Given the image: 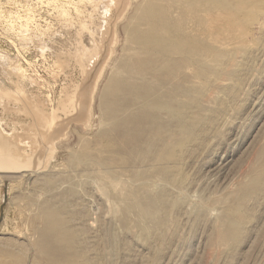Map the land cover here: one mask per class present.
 Returning a JSON list of instances; mask_svg holds the SVG:
<instances>
[{
	"label": "rangeland",
	"instance_id": "1",
	"mask_svg": "<svg viewBox=\"0 0 264 264\" xmlns=\"http://www.w3.org/2000/svg\"><path fill=\"white\" fill-rule=\"evenodd\" d=\"M144 4V0H130L122 17L114 21L111 54L96 83L88 124H68L55 139L42 172L5 177L0 172V264H64L67 260L75 264H264V0L246 6L252 16L243 23L246 35L240 19L234 29L230 27L233 35L236 32L231 40L222 34V18L220 25H214L213 32L219 33L206 43L225 54L212 62L205 53L214 76H190L187 81L186 88L192 92V85L208 79L201 94H188L193 95L184 112L189 117L156 115L155 121H168L171 128L156 140V150L165 152L160 166L172 164L171 149L178 156L171 179L134 153L128 163H116L119 157L114 155L112 171L104 168L106 153L100 143L102 138L118 143L127 136L124 128L104 119L100 96L109 89L121 59L136 47L124 26ZM92 5L89 0H0V127L4 131L20 130L31 119L19 111L18 101L6 97L7 92L21 90L50 117L68 115L62 107L83 77L75 53L85 47V37L100 29L96 23L103 9ZM110 11L114 18L116 10ZM85 23L93 24V29L83 30ZM199 24L205 29L204 23ZM191 69L185 62L182 71L190 75ZM207 118L210 122H204ZM134 120L133 140L123 141L127 150L157 135L144 128L147 118ZM200 120L208 122L202 125L203 133L179 145V139L195 134ZM183 121L182 135L175 138L174 127ZM116 150L126 155L118 146ZM45 175L53 181H43ZM163 192L166 197L158 204ZM131 193L141 199V211L130 204ZM163 199H168L167 215L160 208L164 209ZM143 210L162 222L158 230L150 227L147 238L134 220ZM122 211L128 216L122 218ZM55 221L64 225L58 231L48 229ZM236 222L239 236L231 243L222 236ZM56 235L62 237L53 242Z\"/></svg>",
	"mask_w": 264,
	"mask_h": 264
},
{
	"label": "bare ground",
	"instance_id": "2",
	"mask_svg": "<svg viewBox=\"0 0 264 264\" xmlns=\"http://www.w3.org/2000/svg\"><path fill=\"white\" fill-rule=\"evenodd\" d=\"M89 1L93 3L92 6L98 7L99 9L102 8L103 13L98 23H96V27L100 29L97 33H92L89 37H85L86 45L83 43L84 41H82V45L84 44L85 47L81 49L80 52L75 53L83 77L80 81L81 83L78 82L79 85L76 83L77 87H75L77 89L74 94L67 99L64 103V107H62V110L64 108L68 111V115L66 116L65 113V115L60 118L57 116L58 114H55L50 117L44 113L45 109L43 110L41 107L35 106L34 101L21 90L11 91L9 93L4 92L8 99L18 101L20 103L19 111L24 112L27 116L31 117V119L27 123H22L20 130L14 128L11 132H6L0 127V172L2 177L10 173L42 172L47 167L49 159L52 156V145L55 139L63 135L68 124L71 121H80L86 126L90 120L92 96L96 83L111 54V47L114 42V21L122 17L130 0ZM144 1L145 4L138 7L132 17L133 20L131 23L124 26L127 37L133 44H136V47L133 46L134 48H131L130 54L124 57V59H121L119 68L109 80V89L100 96L99 106L104 119L108 120L109 124H113L118 129L124 128V130H126L127 136L125 137H127V140H130L133 134L134 128L132 124L135 121L134 118L136 120L139 118H147L148 122H145L144 128L156 131L157 135H154L153 139L145 141L141 146H137V144L131 145L129 150L125 149L126 145L125 142H123L125 137L122 140H118V143L108 138H102L100 143L106 155L104 157L105 160L103 158L99 161L104 160V168L112 171L110 165L115 159L114 155L119 157L116 163H128L127 161L131 160L132 153H134L137 156H141V161L153 162L154 168H160V173L166 179H171L177 170L178 156L176 157V150L171 149L168 153H171L169 155L172 157H170L172 159V164L160 166L164 161V155L162 154L164 149L161 148L159 151L156 150V140L159 138L161 139V137H163L161 134L164 135L165 131L169 133L171 128L168 129V127H170L169 123H167L168 121H155L156 115L158 113H167L168 115L172 113V115L178 114L182 119L189 117L184 112L188 110V105L193 101V95L189 97L188 94H192V92L201 94L202 91L205 90L208 79L205 78V82H201L200 80L198 84L192 85L190 87L192 92L186 88L187 81L190 76L198 79L204 75L209 78L214 76L215 71L210 65L211 62L209 60L211 59L212 62L216 60L219 61V56L225 54L214 48L208 42L206 43V41L212 40L213 37L219 33L218 31L221 30L220 27L222 26H224L222 34H225L226 39L227 37L230 38V35H233L232 29L234 28H232V26H234L233 24L235 21H239L240 19V24H243L245 21L251 20V14L246 13L248 10L245 11L246 6L253 3H260L262 0ZM174 5L177 6L176 10L172 9ZM256 5L258 4L253 5V7ZM190 6L193 7L190 8ZM113 9L116 10L114 18L108 13ZM93 11L94 8L91 13L92 15L94 14ZM189 19L195 21L188 24L184 30L181 28L178 29L182 23H185ZM220 20L222 21V25L218 27V33L215 32V34L213 31L217 27L215 28L214 25L217 23L220 25ZM199 23H204L206 26L205 29H202ZM235 24L237 25V23ZM82 27L83 30L93 29V24L90 25L85 23ZM242 27L243 29H241V31L245 33L244 24ZM235 34L236 32L234 31V35ZM85 35L87 34L85 33ZM233 36H231L232 39H235ZM227 44L230 43L228 42ZM186 46H188V49H185ZM205 53L210 57L209 60L203 58ZM185 62L186 64L190 63L192 66L190 75L182 71ZM184 94L188 95L189 98ZM126 96H128L129 99H126ZM182 96L186 98L184 97V99ZM65 110L64 112H66ZM49 118L53 120V124L48 122L50 120ZM206 121L210 122L208 118L204 119V122ZM204 122L202 121V124L199 123L196 125L198 130L194 135L186 133V139L184 141L179 139L178 144L180 145L185 141L197 137L199 133L204 130V126L202 125L208 123ZM184 126V121L183 123H177V126L174 127L175 135H177L175 138H179L182 135ZM169 136L171 135L169 134ZM117 146L121 151L124 152L125 150L127 156L119 153L116 150ZM140 165L141 164H139V167ZM127 175H129V173ZM129 179L138 180V178L134 179L133 177H129ZM49 180H52V178L45 175L43 181L49 183ZM134 194L131 193L130 195L133 198L130 204L141 211V199L139 200ZM163 196L166 197V193L162 194L161 197L158 196V199L162 200V198H165ZM161 200L156 202L160 204L159 202H162ZM164 200L165 199H163V201ZM167 200L168 199H166V201ZM156 202L153 201V203ZM166 203V208L165 205H163L164 209L162 205H160L164 215L169 214V208L167 209ZM51 213H56V210H51ZM122 214V218L127 215L123 211ZM134 220L141 229L140 233L146 238L150 234L152 226H154L155 230H158L162 224L161 220L157 218L155 214L144 210L141 212V215L134 217ZM59 225H64V223L62 221H55L49 225L48 229L58 231L60 229ZM238 226L239 223L236 222L233 226L227 227L228 229L223 233L224 235L222 234V237H227L228 240H231V243L233 240L235 241L239 236ZM60 237L62 236H54L53 242ZM64 264H75V261L70 262L67 260V263L65 262Z\"/></svg>",
	"mask_w": 264,
	"mask_h": 264
}]
</instances>
